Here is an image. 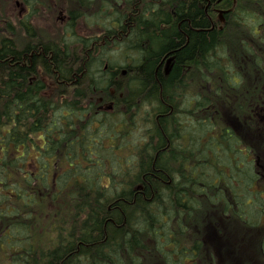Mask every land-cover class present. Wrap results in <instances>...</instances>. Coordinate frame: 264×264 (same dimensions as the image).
Instances as JSON below:
<instances>
[{
    "label": "trees",
    "instance_id": "16d2710c",
    "mask_svg": "<svg viewBox=\"0 0 264 264\" xmlns=\"http://www.w3.org/2000/svg\"><path fill=\"white\" fill-rule=\"evenodd\" d=\"M26 1L24 34L7 21L0 37V264H202V228L220 235L219 222L257 231L264 262L257 154L219 115L256 107L264 90V73L249 85L239 64L256 58L259 10L67 0L54 38ZM239 256L212 263L255 262Z\"/></svg>",
    "mask_w": 264,
    "mask_h": 264
},
{
    "label": "rangeland",
    "instance_id": "374dc122",
    "mask_svg": "<svg viewBox=\"0 0 264 264\" xmlns=\"http://www.w3.org/2000/svg\"><path fill=\"white\" fill-rule=\"evenodd\" d=\"M240 1H242L243 5L248 3L250 7H253V10H259V12H255H257L261 19L264 20V16L262 15L264 13V0ZM237 2L238 0H234V6L237 5ZM70 3H68L67 0H38L33 4V7L36 5V11L33 12L34 14L30 20L42 35L57 38L61 34L63 23L66 22L67 8L70 6ZM29 6L30 4L26 0H0V18H2L0 22V37L10 34L5 26L7 21H11L17 31L24 34V30H22L19 21L30 12V9L28 10ZM33 7L30 8L34 9ZM220 18L225 19L223 12L221 13ZM232 28L235 32V25ZM78 29L85 34H94L97 31L96 29H90L88 24L82 20L79 22ZM261 42L264 43L263 41ZM256 46L261 47L258 51L264 50L263 45L259 44ZM247 64L248 65L245 66V69L248 68L249 62H247ZM42 76L48 84V92H52L55 89L54 82L47 75L44 74ZM247 82L249 84L253 83L251 80H248ZM225 105L226 103L220 104V108L223 107L224 113L223 115L222 110L220 109L219 115L221 113V121L223 123H231L235 125L242 137H244V140L247 142V148L250 152H255L257 154H251L243 145V148H245L248 154L250 153L255 158L257 157L260 175L262 176L259 180V185L264 186V90L260 94L258 105L254 107V104H250L247 107V111H244V113L239 112L236 114L237 112H235V114H230L228 116L227 107ZM252 117L255 119H252ZM259 130L262 135L259 134ZM260 150L262 155L259 153ZM262 222L264 223V220ZM219 224L223 229V232H221L220 235L214 233L209 227L202 228V231L206 233L205 241L203 242L204 245H202V264H213L212 260L214 258L225 262L229 250L234 253L238 252L240 254L239 260L241 261L246 259V253L250 254L251 257L255 259L253 264H264L262 255L260 254V235L257 231L237 234L230 230V224L225 226H222L220 222Z\"/></svg>",
    "mask_w": 264,
    "mask_h": 264
},
{
    "label": "flooded vegetation",
    "instance_id": "af4514ba",
    "mask_svg": "<svg viewBox=\"0 0 264 264\" xmlns=\"http://www.w3.org/2000/svg\"><path fill=\"white\" fill-rule=\"evenodd\" d=\"M264 16V13L262 14ZM258 18V15L256 18H253V21H258L257 20ZM261 19V18H260ZM260 22V21H259ZM255 23L252 27V30H251V33H250V44L252 45L253 49H254V52L256 54V58L252 57L254 59L253 63H257L258 59L261 58L262 59V63H264V50L262 51H258L259 49H261V47H258L256 45H263L264 46V43H262L261 41L264 42V20L261 19V22L260 23ZM238 29H240L238 27ZM253 34V35H252ZM242 60H240L239 64H240V70H241V75L244 79V76H245V73L247 75L248 73V80H251V79H255L257 78V76L260 74V72L262 71L264 73V66L259 64L255 67H252V61H251V58H243V57H240ZM247 62H249V66L248 68L245 69V66H247ZM252 72V73H251ZM250 76H253V78H251ZM239 77V75H238ZM242 77L240 76L239 78L242 79ZM251 85V84H249Z\"/></svg>",
    "mask_w": 264,
    "mask_h": 264
}]
</instances>
